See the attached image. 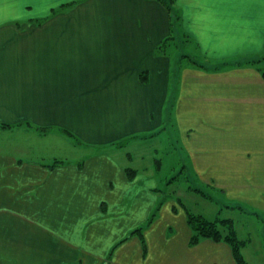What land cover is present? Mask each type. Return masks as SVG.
Returning a JSON list of instances; mask_svg holds the SVG:
<instances>
[{
	"label": "crops",
	"instance_id": "0c3cea01",
	"mask_svg": "<svg viewBox=\"0 0 264 264\" xmlns=\"http://www.w3.org/2000/svg\"><path fill=\"white\" fill-rule=\"evenodd\" d=\"M261 59L264 0H0V264H236L189 244L158 151L121 152L173 128L198 184L264 215Z\"/></svg>",
	"mask_w": 264,
	"mask_h": 264
},
{
	"label": "rangeland",
	"instance_id": "374dc122",
	"mask_svg": "<svg viewBox=\"0 0 264 264\" xmlns=\"http://www.w3.org/2000/svg\"><path fill=\"white\" fill-rule=\"evenodd\" d=\"M175 37L176 40L174 41V44H172L171 48L168 49L172 55H176V59L181 57L184 50L187 51L186 55H188L187 57H189L191 60L193 58V53H195L197 56L198 52L194 45H183V43H181L183 39L182 36L176 34ZM187 59L185 61H187ZM203 60L205 59L203 58ZM188 63L189 62L187 61V64ZM171 92L169 97H171ZM172 129H170L169 134L162 133L161 137L156 136L153 140L148 139L146 142H144V144L142 143L136 149H134L133 144L123 146L121 153L125 154L126 151H138L141 156L146 155V159L149 160L151 150L158 151V158H160L162 161L160 177L163 178L166 176V179L169 182L172 177L181 175L178 178L179 180H173L174 182L169 185L166 184L164 180L165 184L162 186L165 188L169 187V190H167L165 194L173 197L172 199L177 202L176 204L186 209V211L190 214L201 216L209 221H213L216 218H219L220 220H232L237 239L244 242L246 241L247 243L246 247L241 246L240 253L244 256L248 264H264L263 260L261 259V254L264 256V215H256L251 210L253 208H245L244 211H240L234 207L229 208L228 204L221 203L219 196L220 192L198 184L199 182L197 183L191 172L189 173L187 171L186 166L184 168V165L181 161L183 153H180V150L175 147L174 140L172 141V139L176 138L177 136L175 133H173L174 130L172 131ZM1 143L2 141H0V145ZM57 143L59 150H67L69 153H71L73 150L64 139H58ZM2 145H7V142L2 143ZM2 145L0 147H2ZM90 149L98 150L87 148V152H89ZM143 152H148L149 155H144ZM83 153H86V150L79 148L78 151L73 152L72 155H81ZM57 157L63 156L58 152ZM173 166L176 168L172 169ZM184 173H186L187 177L190 178H184ZM187 188H191V190H188ZM195 189H199L205 194ZM164 219L165 218H163V220Z\"/></svg>",
	"mask_w": 264,
	"mask_h": 264
},
{
	"label": "trees",
	"instance_id": "16d2710c",
	"mask_svg": "<svg viewBox=\"0 0 264 264\" xmlns=\"http://www.w3.org/2000/svg\"><path fill=\"white\" fill-rule=\"evenodd\" d=\"M164 2V0H159ZM261 61L260 74L264 79V59L254 61L253 63H258ZM10 125L0 124V129L9 128ZM132 170H128L127 174L130 176L133 175ZM179 176H174L170 181L176 180ZM197 190V189H195ZM187 224L191 231V236L189 239V244L194 245L199 243L202 240H212L214 242H223L227 244L232 252L234 261L236 264H246L242 254L240 253V248L244 245V241L237 239L236 232L233 227V222L230 219L216 218L213 221H209L201 216L193 215L187 212ZM141 230V229H140ZM140 230H135L133 233H140Z\"/></svg>",
	"mask_w": 264,
	"mask_h": 264
}]
</instances>
